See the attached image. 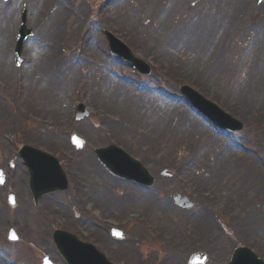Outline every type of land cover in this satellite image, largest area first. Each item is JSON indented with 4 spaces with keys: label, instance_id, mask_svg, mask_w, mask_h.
Segmentation results:
<instances>
[{
    "label": "rangeland",
    "instance_id": "1",
    "mask_svg": "<svg viewBox=\"0 0 264 264\" xmlns=\"http://www.w3.org/2000/svg\"><path fill=\"white\" fill-rule=\"evenodd\" d=\"M43 1L45 4L39 3V0H34L32 2L30 0V3H33L34 5V10H31V6L29 7L28 2V8H26L23 12L26 13V15H24L27 18V25L33 31L35 39L37 38L35 37L36 33L41 35L39 30L37 29L38 26H44L46 24L44 22V18L47 16V14L49 15L52 9L56 7V4L54 2H51L50 0ZM80 1L81 0H79L78 3ZM90 2L92 4V17L98 19L101 18L104 21V25L99 28V32H96L94 30V32L91 33L92 37H94V40L92 41L94 42V49L92 50V52L95 54V61L98 60L105 66L119 68L116 63L107 62L102 56V54L95 49L96 46H100L101 49H103L104 43L100 41L103 36V32L110 31L115 34L119 39L130 45V48H132V50L138 56L143 57L149 61L153 68V72L151 77L146 78V83L151 89L154 90V88L156 89L157 87H162L172 92L173 89L169 86V80L180 81L183 83L185 82L194 89L204 93L207 98L217 102L222 108L226 109V111L230 112L233 116L241 119L245 124L244 131L240 133L241 137H243L244 135H252L256 143L263 142L264 120L262 121L263 124L261 125V123L258 121V114L264 109V86L259 87V84L263 81L264 78H262L264 73V64L260 63V60L257 57V52L264 50V37L262 35H259V38L257 34H253V37L249 35V33H253L252 29L250 28L252 22L250 16L255 25H258L259 22H262V19L257 18V20L253 18L251 6L248 5L249 8L247 7L246 0H90ZM203 2H205L206 4L204 7L206 9H203L202 7ZM16 3L17 11H19L18 9L21 0H16ZM37 4L42 5V8H40L38 11L36 8ZM235 4L238 5L235 7ZM249 4L253 6V0H249ZM3 9V6H0V12H4ZM31 14H34L38 20V22H36L35 24L36 26H33L30 23L31 18L29 16ZM62 14L70 17V20L74 21V23L76 24V21L73 19L69 12L63 11ZM151 14L154 16L153 18H151ZM63 22L65 23L66 21L64 20ZM208 22H213V25H215L210 30L213 34V38L210 40L207 39L203 43H200L203 36L201 33L196 35L194 30L199 26L202 27V30L203 28H207ZM166 24H177V31H184L185 34L181 37H177L175 40L170 38L167 43L163 44V28ZM15 25L16 19L10 22V25L4 24L3 28L0 30V38L2 44L5 46L4 49L6 48L5 56L1 54L2 50L0 52V83L4 81L3 83L6 84V86L8 84L11 85L9 82L12 83L14 79V74L19 72V69H16L14 67L13 62L10 61L9 57V49L11 44L10 37L14 33ZM182 27L184 28V30H182ZM77 31L75 29L73 32H62V35L66 34L67 36H69L66 39L68 40L69 38H71L70 42L73 43ZM190 35L192 36V38H190ZM45 41L47 43L46 48H43V51L38 52L37 57H35V55L32 56L33 61L30 67L23 68L26 79V91L30 95L25 105L27 108H30L32 103L35 106L33 109H36L34 114H40L45 119H54L57 121H61V124H63L68 116V112L66 113L65 110H67V108L69 107V98L74 95V92L69 91L57 93L55 91V95L57 96L55 98H52V94L48 90H45L43 92V88H35L33 91H31L32 84L30 86L31 82H29V73H31L30 71L38 63L44 65V67L46 65L47 67L45 70H41V73L37 72L36 76L38 78H42L43 76V80H46L48 77L47 74L51 73L50 67L51 63L53 62L52 59H56L57 57V53L53 48L54 46H58V36L52 38V40L46 36ZM34 42L35 41H31L30 44L36 45V42ZM101 43L103 45H101ZM86 44L87 41L84 43V45L86 46ZM191 47L194 48L189 54V56H187L184 52L180 51L181 49H186L185 52H187V50ZM70 48L72 49V47ZM261 48L263 50H261ZM47 49L49 51H52L54 54L51 56L48 53L49 51ZM173 52H175L176 54H173ZM262 54H264V52ZM87 56L91 57V53H89V51H87ZM43 57L45 60H49L51 57L52 58L47 63H45ZM225 60H228L227 63L228 65L230 64L231 68L229 69L228 66L225 69V73L218 74L216 72V68L218 67L219 63H221V61ZM240 62L241 64L239 65ZM202 66L203 69L201 68ZM166 79H169L167 80V83ZM78 81L79 75L77 73V77L74 82L67 81L66 88L72 90ZM94 81H97L98 83ZM47 82L53 84L48 80ZM113 84L115 85L117 83L107 74L105 70H95L94 75H91L87 81L86 91L82 95V102L84 103L85 107L89 110V113L92 115L95 113L98 114L105 112L110 113L111 115L113 114L114 116H118L121 110L120 107H124V120L121 124L110 125L109 133L112 135L113 138H115L119 142V144L126 146L132 154L145 157L146 164L149 166V170L151 171L153 176L156 175L154 171L157 170L158 172L156 173H159L162 177H164V175L161 174L162 170L160 169V162L166 160V158L170 155L169 151L171 150H164V153L161 156H159L161 152H159L158 150H154L148 156L147 154H144V151L140 152L137 146L143 150V148L145 147H150L151 144L155 142V139H159L164 136L173 108L167 105V114L158 117L156 109H161L162 105H164L165 103H163L161 106L158 105L156 99H154L157 98V95H149L144 93L139 95L141 96L140 98L136 99L133 96L127 95L125 90L122 88L120 89L121 91H118L122 99L119 96L118 99H115V95L108 94L109 92H107L109 88H113ZM38 89H41L40 92L43 93L41 94V97L37 98L36 95L39 93ZM9 93L10 92L8 91L5 94L6 98H3L4 103L1 104V107L4 108L5 106L3 111H5L6 113L5 116L0 120V133L3 134L7 133L5 131L3 132L2 128L6 130L7 121L8 118H10V115L14 117L18 115L14 108H10V102L7 106V99L10 96ZM259 96H261V99L259 98ZM32 110L28 111L31 112ZM61 111H64L66 115L64 116V119L58 120V113H60ZM186 115L188 114H183L176 134L182 133L183 142H191L193 146L190 148V154L185 155L182 166L187 167V169L195 170L197 166L196 163H199L203 166V168H205L207 166V163L212 160V156L215 153L216 148L218 147L215 142L216 139L222 140V138L212 135L211 132L200 120H198L193 114H190L191 117H189V119L191 121H196V123L201 125V127L203 128L201 135L197 140L199 141V143H196L195 139L188 137L184 133V130H186L184 127L187 126L185 121ZM98 118H100V116L93 115L92 122L95 123L94 121H96ZM158 119H160L159 126L161 127V130L157 129L153 125L154 122H158ZM133 125L143 128V130L148 133V137L137 136L130 128V126ZM21 126L22 125H20L19 127ZM122 126H124L125 131L123 132L125 133V135L123 136L118 135L117 133ZM22 129H25L26 131L28 130V133L33 131L32 128L29 127L27 124L23 125ZM76 130L78 131V133L86 137L91 142L90 145L92 147H98L103 145L104 143H107L104 133L97 134L94 131L92 133L89 129H87L86 132L83 127H76ZM132 134L136 139L135 143H137V146L130 145V137L131 139L133 137ZM25 137L30 139V141H34V145L36 147H46L45 150L49 151L50 149H53L50 147L51 145L48 146L42 140H39L36 137L34 138L33 134H26L23 137V140L25 139ZM61 139L64 141L63 137H61ZM227 146L228 144L223 140L221 145L218 147V149H220V154L222 152L224 153V151L228 148ZM54 154L58 155L59 152ZM236 154L237 153L234 150V152L232 153V158H234ZM224 156H228V154ZM81 157L92 158L91 162L93 163L94 168L96 169L93 176L95 179H98L100 175V167L94 161L92 153L91 155H86L82 152ZM60 159L62 161V158ZM238 167L239 164L235 166L233 175L237 173ZM202 171L204 172V169ZM20 176L21 173H18L17 177L20 178ZM192 177L193 176H191L190 178ZM255 177L257 179L258 176H254L252 178L253 181L256 180ZM171 183L172 181L167 180L163 184L158 185V189L162 190L165 186ZM228 183H230V186H232V182ZM240 185L237 184L238 187ZM218 186L220 189H222V191L218 189ZM14 187H17L16 190L18 191L17 202H21L22 204L26 203V201L28 202V192L25 195V189L21 185V183H14ZM127 187L126 185H121L119 183L116 184L113 182H111L107 188L104 185L102 186L103 189L107 190L109 197L113 198V202L109 204L108 210H112V207H115L117 205L118 207H120V209L118 212L113 211L116 210L118 208L117 207L113 209L111 213H108L105 207L102 206L101 208V206L97 205L98 208L103 211L101 212V215L107 218H111L113 220L117 219L119 221H121L122 216L128 215L130 213H140L150 218V215L146 211H143L135 205L130 206V201L133 204H137L134 201L135 197L138 200H140V198H138L136 189L129 186L130 189L128 190ZM202 187H207L214 193H229L226 194V196H231L236 190V188L230 190L229 186L227 188H223L222 186H220V183L218 185L216 182L209 183L207 186ZM106 190L103 191L106 192ZM251 191L252 190H250V193ZM258 191L259 189H256L257 194ZM113 193H115L116 195H121L125 193L126 197L123 201H120V198L116 199V197L112 196ZM186 194L189 195L191 199L192 196H194L193 194ZM144 195L148 196L147 194ZM66 196L67 194H64L60 197V199L64 200ZM146 199L151 204V206L155 205L154 203H152L150 197H146ZM100 200H103L105 202L103 198H100ZM224 200H227L226 197ZM257 201L259 203V206L251 216L257 215V217H261L263 219L264 194L262 192L257 197ZM30 202H32L31 199L29 200L28 204L30 205V210H32L33 207L31 206L32 204ZM74 204L75 201L72 200L71 207L73 206L75 209H77ZM37 208L38 207L34 208V214L32 218L27 215L26 219L29 220V222L35 221L37 223L39 221H43V219L40 218L39 212L36 213ZM213 208H219V205L216 204V206H214L213 204ZM27 209L28 207H24L20 211L21 218L25 216L24 211ZM130 209L134 211H130ZM237 210L238 209H235L233 212H231V214L237 213L238 220L236 222L238 223L240 219L238 212L241 211V217H245L243 216L245 209H239L238 211ZM104 212L107 214H104ZM168 212H170L169 209L165 208V211L163 210L162 212H160L159 215L155 217V219H152L153 224L155 221H158L156 224H154L157 229L163 228V226L168 225L167 221L165 220V215ZM175 212L177 214L179 213L177 211ZM191 212L192 211H189L186 214H189ZM34 215L36 216L35 219ZM185 217H187V219L185 220L187 224H191L193 221H195V217L191 218L190 215H187ZM22 219H20L19 224L23 228L26 227V224L22 223ZM232 222L233 221L228 223ZM237 223H233V225L237 226ZM55 227V225L46 227L44 236H48V234H50L52 229H54ZM169 227L171 229L172 236L173 233L184 234L185 227L183 226L181 227V230H177L171 225ZM257 227L259 230L258 232H256L255 230L246 231L245 227L240 225L239 227H237L242 230V232H240L239 234L231 232L230 229L229 237L231 239L228 240L241 244L242 242L247 243L252 246L259 254L264 255V247L261 246V243L264 241V221L262 220L261 225ZM135 228L137 231H139V229L142 227L139 228L136 224L128 227L126 231L129 233V238H132L137 234L135 230L132 231ZM2 229L3 213L0 214L1 254L5 255L6 257H14L22 264H26L27 261L29 264H35L30 261V251L31 249H33L36 253L35 257L38 261V264H41V261L45 257L48 258L51 262L59 264L56 260L58 259L57 256L55 254L52 255V252L48 249L46 251L41 252L35 246L31 247V245H29L27 248V245L22 243V241L18 242L17 244L11 245L3 244ZM24 231L27 232L28 230H25L24 228ZM196 232L199 231L197 230ZM35 236H38V233L36 231ZM228 240L224 239L220 242H217L218 244H226L223 255L220 258L215 257V254L219 253L217 247L213 248L212 246L211 248H207L206 244L202 245L204 246V248L200 247L202 249L207 248L209 250L208 254H212V258L208 260L207 264L226 263L227 255L231 248V244L228 243ZM97 241L102 243L99 240ZM214 244L216 243L212 242V245ZM154 247L159 252L158 255L149 251L152 246L142 248V253L144 254L145 261H147V256L148 259L152 260L156 259L157 257L159 259L162 258L163 250H160V247L158 245H155ZM190 248L191 246H189L188 248L186 247V249H184V252L185 250H189ZM125 253L130 258L128 252H124L122 254L120 253L115 256V262H118L122 255ZM138 257L139 256L134 255L133 259L129 260V263L132 261L135 264H143V262L140 261ZM171 263L175 264L174 261H172Z\"/></svg>",
    "mask_w": 264,
    "mask_h": 264
},
{
    "label": "bare ground",
    "instance_id": "2",
    "mask_svg": "<svg viewBox=\"0 0 264 264\" xmlns=\"http://www.w3.org/2000/svg\"><path fill=\"white\" fill-rule=\"evenodd\" d=\"M32 1H34V0H31V2ZM15 3L12 5V7H9L8 10H6L4 12H0V28H2L4 26V24L10 25V22L14 21L15 19H16V21H18L17 20L18 19V11H17V6H16ZM39 3L45 4L43 0H39ZM41 4H37L36 5L37 11L40 8H42ZM237 5L235 4V7ZM30 6H31V10H34V5H33V3H30V0H29V7ZM63 6H65V5H63ZM62 10H63V7H61V5H58V6L56 5V7L51 10L49 15L47 14V16L45 18V21H44L46 24L44 26H42V25L38 26L37 29L41 33V35H39V40H38L39 45H37V46L30 45L31 53H33L35 55V57H37L38 52H40L39 48L41 47L42 43H45V37L46 36L49 37L52 40V38H55L57 36L59 37L62 32H73L76 29L75 28L76 25H75L74 21H71L70 17H68L66 15H63L62 14ZM29 17L31 18L30 19V23L33 26H36L35 24H36V22H38L36 16L34 14H31ZM64 20L66 21L65 23L63 22ZM16 25H17V23H16ZM213 26H215V25H213V22L212 23L208 22L207 28H203V30H202V27L199 26V27H197L194 30L196 35L201 33L202 36H203V38L201 39L200 43H203L207 39L210 40V39L213 38V34L210 31L213 28ZM163 30H164L163 36H162L163 44L167 43L170 38L175 40L177 37H179V36L181 37V36H183L185 34L184 31H181V32L177 31L178 27H176V25L175 26H167V24H166L165 27L163 28ZM182 30H184L183 27H182ZM191 35H190V38H192ZM193 48L194 47L189 48L187 50V52H185L186 49H181L180 51L184 52L187 56H189V54L191 53ZM173 54H176V53L173 52ZM257 55L259 57H262V55H260L259 52H257ZM227 61L228 60H225V61H221V63H219L218 67L216 68V72L218 74L225 73L226 72L225 69L228 66H229V69L231 68L230 64L228 65ZM46 68H47L46 65L44 67V65H41V64L38 63L32 69V71L30 73V79L32 81V83H31L32 84L31 91H33L35 88H43V92L45 90H47L48 84H45L44 83L45 81L42 78H38L36 76L37 72L41 73V70H45ZM60 69H62V68H60ZM71 69H74V68L70 67V68L65 69V70H71ZM57 72L59 73L60 71L58 70ZM52 74L53 73H49V75H52ZM76 76H77L76 71H73L69 76H67V79H72L73 80V79H76ZM56 77H57L56 75H53L52 79H56ZM31 84H30V86H31ZM117 86H119V85H117ZM263 86H264V78H263V81L259 84V87H263ZM54 89H55V87H54ZM38 91H39V93L36 95L37 98L41 97V94L43 93V92H40L41 89H38ZM53 91H55V90H53ZM118 91H121V90L117 89L115 86H113V88H111V89L109 88L107 90V92H109L108 94L118 95L119 97H121V95L119 94ZM56 96L57 95H55V92H52V98H55ZM247 96H248V94H247ZM259 98L261 99V96H259ZM166 108L168 109V106L165 105L163 108L157 109L158 117L159 116H164V115L167 114ZM59 116H60V118H64L65 112L64 113L60 112ZM201 129L202 128L200 126H198L197 124L193 123V126L191 128L187 127V129L184 132H185V134L187 136L192 137L193 139H196V138H199V135L197 136V134L199 132H201V131H198V130H201ZM121 131H123V130H121ZM45 138H49V137H45ZM196 143H199V141H197ZM229 151L233 152V150H229ZM90 163H91V160L89 158L84 159L83 168L86 169L87 165L90 164ZM207 164L210 165L208 167L211 170V172L219 171L218 173H209L207 175V177L210 178V179H213L214 178L213 176H217L220 172H225L224 176H226L227 178H230L231 180L240 179V178H237V177L233 178V176H231L232 175V169L236 165L233 162V160L230 157L228 158V157L222 156L218 150L215 151V153L212 156V160L210 162H208ZM87 170H92L91 165H89V168ZM202 179H203V182L205 183L206 182L205 177H202ZM215 204H217V203L215 202ZM146 207H148V206H146ZM147 211H151V213L156 216V214L158 212V209L156 207H150V208H147ZM243 216L248 217L246 211L243 213ZM242 219L244 220L243 221L244 223H248V225H244L241 222L242 226H251L252 228H256L257 226L261 225L260 219L258 217H256V216L253 218L251 223L248 221L249 218H247V219L242 218ZM201 222H205V218L204 217L198 218L194 222V224L197 225V224H200ZM221 247L223 249H225L226 246L222 245Z\"/></svg>",
    "mask_w": 264,
    "mask_h": 264
},
{
    "label": "snow or ice",
    "instance_id": "3",
    "mask_svg": "<svg viewBox=\"0 0 264 264\" xmlns=\"http://www.w3.org/2000/svg\"><path fill=\"white\" fill-rule=\"evenodd\" d=\"M261 2L264 3V0H261ZM9 238L12 239V240H16L17 239L15 233H11Z\"/></svg>",
    "mask_w": 264,
    "mask_h": 264
}]
</instances>
